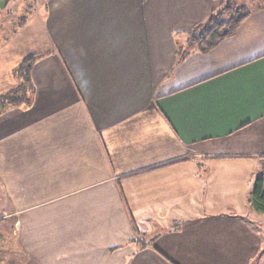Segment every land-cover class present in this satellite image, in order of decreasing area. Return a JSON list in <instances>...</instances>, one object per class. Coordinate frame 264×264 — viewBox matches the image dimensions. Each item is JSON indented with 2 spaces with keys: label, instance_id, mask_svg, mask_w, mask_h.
<instances>
[{
  "label": "crops",
  "instance_id": "obj_1",
  "mask_svg": "<svg viewBox=\"0 0 264 264\" xmlns=\"http://www.w3.org/2000/svg\"><path fill=\"white\" fill-rule=\"evenodd\" d=\"M221 4L46 0L32 103L0 114L21 264H264V5L177 53Z\"/></svg>",
  "mask_w": 264,
  "mask_h": 264
},
{
  "label": "rangeland",
  "instance_id": "obj_2",
  "mask_svg": "<svg viewBox=\"0 0 264 264\" xmlns=\"http://www.w3.org/2000/svg\"><path fill=\"white\" fill-rule=\"evenodd\" d=\"M45 4L46 0H8L0 7V94L19 83L13 71L25 56L51 49L42 30ZM222 4L244 7L250 12L260 6L258 0H222ZM23 18L26 20L20 25ZM2 196L0 189V208L5 204ZM12 226V219L0 220V264L22 263V256L11 249L13 246L3 245L11 241H5V237L12 232Z\"/></svg>",
  "mask_w": 264,
  "mask_h": 264
},
{
  "label": "trees",
  "instance_id": "obj_3",
  "mask_svg": "<svg viewBox=\"0 0 264 264\" xmlns=\"http://www.w3.org/2000/svg\"><path fill=\"white\" fill-rule=\"evenodd\" d=\"M258 1L260 6L264 5V0ZM249 14L250 11L244 7L221 4L209 14L204 23L192 30L186 45L177 51L179 59L191 51L208 52L216 47L222 40L231 37ZM25 20L26 18H23L20 25L24 24ZM49 54V51L32 53L20 61L13 71V76L19 83L0 94V112L10 108H27L31 105L35 92L31 78L32 68L38 60ZM250 201L256 211L264 212V193L260 177L255 181Z\"/></svg>",
  "mask_w": 264,
  "mask_h": 264
}]
</instances>
